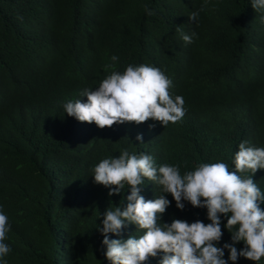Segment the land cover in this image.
<instances>
[{"label":"trees","instance_id":"obj_1","mask_svg":"<svg viewBox=\"0 0 264 264\" xmlns=\"http://www.w3.org/2000/svg\"><path fill=\"white\" fill-rule=\"evenodd\" d=\"M0 264H264V0H0Z\"/></svg>","mask_w":264,"mask_h":264}]
</instances>
